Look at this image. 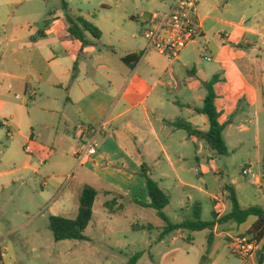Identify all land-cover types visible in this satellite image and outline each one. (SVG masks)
Returning a JSON list of instances; mask_svg holds the SVG:
<instances>
[{
  "label": "crops",
  "instance_id": "1",
  "mask_svg": "<svg viewBox=\"0 0 264 264\" xmlns=\"http://www.w3.org/2000/svg\"><path fill=\"white\" fill-rule=\"evenodd\" d=\"M0 1L4 6L0 8V128L7 129L13 140L40 139L42 134L35 131L39 127L52 132L62 153L73 161L78 203L82 187L90 185L99 192L97 201L104 198V208L116 201L115 214L126 211L127 204L148 208L135 203L151 204L146 180L141 176L146 166L168 195L182 190L184 201L195 205H201L200 195L205 196L212 202V220L215 215L220 220L229 214L230 200L216 197L203 187H207L204 177L218 169L214 152L208 151L205 140L173 126L182 120L204 133L210 131L208 118L197 109L204 105V85L214 77L219 78L214 87L215 104L221 113L220 123L225 125L228 149L252 145L254 160L248 158L250 163L241 166L252 167L255 161L261 174L260 180L252 182L264 192V0H197L211 62L201 56L204 39H198L175 59L153 51L145 53L142 30L134 34V23L143 29L152 13L135 4L140 16L124 8L122 24L107 28L101 24L103 15L98 19L89 11L96 7L109 11L104 0L96 4L83 0L78 6L75 0H61L55 6L57 0ZM62 1L68 4L67 11ZM68 18L84 19L101 32L100 38L86 32L85 46L69 33ZM219 33H226L228 40H218ZM127 57H136V64H126ZM82 126L100 129L99 149L79 164L76 152L85 150L77 134ZM24 128L28 132H23ZM2 167L4 163H0V181L17 171ZM193 172L200 185L189 180ZM233 183L236 189L230 187L242 209L261 205L264 209V200L254 193L246 199L242 185L237 180ZM120 206L124 208L120 210ZM257 221L251 216L241 225L217 223L212 231L207 230L208 237L214 247L221 238L228 243L238 236L252 238L248 232ZM232 252L237 264H264V239L247 259ZM214 256L211 264H217L220 257L216 247Z\"/></svg>",
  "mask_w": 264,
  "mask_h": 264
},
{
  "label": "rangeland",
  "instance_id": "2",
  "mask_svg": "<svg viewBox=\"0 0 264 264\" xmlns=\"http://www.w3.org/2000/svg\"><path fill=\"white\" fill-rule=\"evenodd\" d=\"M82 1L75 0L74 5L78 6ZM92 1L96 4L101 0ZM104 1L110 6L109 11L97 7L89 11L95 13L98 19L103 15L101 24L107 28L116 23L122 24L124 8H129L130 14L140 16L141 12L135 9L134 4L149 13L165 10L162 3L155 0ZM2 2L1 9L4 7ZM57 3L60 4L61 0L55 1L53 6ZM117 4H120L119 7ZM134 24L135 34L142 28ZM64 34L68 35L67 31ZM42 120L38 119L39 122ZM69 130L73 137L74 129ZM35 131L36 135L42 134V138L28 140L16 137L13 140L7 129L0 128V163H4L2 169L17 170L0 181L1 264H130L137 254H141L137 264H211L216 257L215 247L220 252L217 264L238 263V258L232 252L233 243H228L224 238L214 247L207 231L190 233L181 230L161 240L166 224L155 210L127 204L126 211L111 214L102 205L103 197L95 205L94 220L85 233L87 240L56 242L49 229V218L53 215L74 219L78 212L80 192L73 180L76 173L73 161L70 156L62 153L60 145L53 139L54 134L45 127ZM23 132H28V129L24 128ZM229 140L232 141L231 138ZM203 144L210 151L207 144ZM28 145L31 146L32 154L25 151ZM251 150L252 145L246 144L236 151L230 147L227 156H215L218 168L215 172L221 174L210 173L205 176L207 187H203L227 201L230 192L226 187L236 189L233 180H237L242 185L246 199L254 193L263 201L264 192L254 186L251 177L243 175V168L251 165H241L244 162L250 163L251 157L252 160L255 158ZM252 162L253 172L260 175V167L255 161ZM189 180L200 185L194 172L189 174ZM45 183L47 186H44ZM186 192L191 194L189 190ZM183 195L182 190L169 195L171 204L164 213L173 224L194 219L195 204L186 203ZM198 200H201L199 204H203L202 220L211 221L212 202L203 195ZM228 211L231 212L232 207ZM134 225L150 226L151 230H135L132 228Z\"/></svg>",
  "mask_w": 264,
  "mask_h": 264
},
{
  "label": "trees",
  "instance_id": "3",
  "mask_svg": "<svg viewBox=\"0 0 264 264\" xmlns=\"http://www.w3.org/2000/svg\"><path fill=\"white\" fill-rule=\"evenodd\" d=\"M62 6L65 11L68 10V4L65 1H62ZM69 22V33L71 36L82 41L85 46L88 45V42L85 37V33L88 32L92 34L96 39H99L101 32L95 28L92 24L88 23L84 19H71L68 18ZM136 57H127L124 59V62L130 66L136 64ZM73 81L76 79L77 75V66L74 68ZM218 77H214L210 83H206L205 90L207 92L206 98L204 100V105L202 109H197L199 114L205 115L210 123V131L204 133L199 131L191 124L179 120L173 124L174 128L186 131L190 137H197L203 139L207 142L210 149L214 152L215 156L224 157L229 154L228 146L224 139V130L225 125L220 123L221 113H219L216 107L217 95L215 93V84L218 82ZM141 176L146 180L148 193L151 199V204L145 206L139 201H135L136 204L148 207L155 210L159 217L165 222L166 227L162 233L160 239L162 240L165 236L181 231L186 230L190 233H197L203 231H212L217 223L225 224L228 222H235L239 225L245 223L251 216L258 218V221L254 224L251 230L248 232V235L257 241L261 242L264 239V209L260 207H250L247 209H242L235 190L227 186V190L230 192V204L232 211L223 216L220 220H217V216H214V219L210 222H205L202 220V210L201 205L194 206V216L193 221H186L180 224H173L166 217L164 211L171 204L170 196L160 187V185L152 178L149 169L144 166L143 173ZM262 180L264 181V157L262 161ZM99 196L97 189L90 185H85L81 189V195L79 199V212L75 219H68L61 216H50L49 218V229L52 232L56 242L71 241V240H80L85 241L87 237L85 235L88 227L91 222L94 220V206ZM116 201H110L105 204V208L109 210L111 214H115L116 210L114 209ZM120 210L124 206L119 207ZM135 230H151L150 226L145 225H135L133 226ZM210 240V238H209ZM141 258V254H137L130 264H137ZM262 264V263H261Z\"/></svg>",
  "mask_w": 264,
  "mask_h": 264
},
{
  "label": "built area",
  "instance_id": "4",
  "mask_svg": "<svg viewBox=\"0 0 264 264\" xmlns=\"http://www.w3.org/2000/svg\"><path fill=\"white\" fill-rule=\"evenodd\" d=\"M161 2L164 9L151 14L149 23L142 29L145 40V53L156 52L169 58H177L190 45L198 39H204L201 56L208 62L213 60L209 41L202 34L199 18V3L197 0H155ZM226 33H219L216 38L220 41L228 40ZM78 136L84 142L85 150L77 151L76 158L82 164L88 158L98 153L100 135L99 128L82 126L77 130ZM26 152L32 154L31 146L26 147ZM199 173V171H196ZM243 175L253 180H260L251 167L243 168ZM236 254L247 259L259 250L260 242L247 236H238L233 239Z\"/></svg>",
  "mask_w": 264,
  "mask_h": 264
}]
</instances>
